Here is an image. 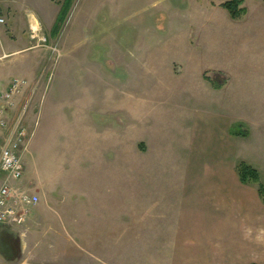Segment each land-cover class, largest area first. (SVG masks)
<instances>
[{"label": "rangeland", "instance_id": "1", "mask_svg": "<svg viewBox=\"0 0 264 264\" xmlns=\"http://www.w3.org/2000/svg\"><path fill=\"white\" fill-rule=\"evenodd\" d=\"M64 1L0 0V16L6 20L0 33L1 46L10 42L19 49L25 44L30 48L0 62V88L14 79L29 77L22 107L15 116L26 108L28 145L23 153L25 175L19 186L40 198L31 217L32 227L27 225L30 219L16 229L27 240L33 232L36 238L29 246L40 244V250H48L59 264H79L80 249L96 253L103 264H174L186 251L199 253L198 249L190 250L197 241L175 242L169 236L179 205L189 208L183 216V228L189 232L197 227L191 205H222L223 201L236 207L247 205L242 216L264 219V203L255 185L241 187L239 192L236 184H230L226 188L230 192L225 194L202 192V186L214 188L217 171L205 154L200 157L203 146L194 145L190 120L182 133L176 130L181 108L187 117L190 110L206 109L205 102L191 94L197 71L189 62L191 50L181 46L191 34L193 22L201 28L212 19L207 12L199 15L198 8L206 10L208 0H199L197 5L189 2L184 7L175 1L179 12L171 10L167 0H73L61 17L60 31L54 32ZM257 5L250 0L246 7L257 12ZM46 13L52 16L48 27L38 21V30L27 29V19L36 14L46 18ZM9 27L14 28L12 33ZM164 28L167 31L162 34ZM156 32L166 38L156 37ZM215 33V45L199 49L198 54L209 66L224 69L236 81L239 50L228 45L219 30ZM174 63L186 65L183 80L175 78L171 69ZM212 78L216 84H223L218 74ZM115 117L125 126L120 127V134H126L128 125L134 133L132 146L120 143V153L133 155L132 200L129 205L126 200L118 205L117 242L80 241V233L91 228L88 217H94L95 212L78 205L77 196L73 199L71 195L64 203L48 205L45 180L48 175H59L61 181L69 179L74 185L79 151L94 142L99 128L114 123ZM165 119H175L176 125L162 129ZM3 137L4 132L0 133V151ZM155 139H160V145ZM256 149L262 152L261 147ZM225 165L230 166L231 176L233 164ZM119 167L124 174L126 161H120ZM37 174L44 183L37 180ZM208 178H213L211 183ZM123 179L120 188L126 190ZM3 180L0 172V187Z\"/></svg>", "mask_w": 264, "mask_h": 264}, {"label": "crops", "instance_id": "2", "mask_svg": "<svg viewBox=\"0 0 264 264\" xmlns=\"http://www.w3.org/2000/svg\"><path fill=\"white\" fill-rule=\"evenodd\" d=\"M175 1L184 7L188 6L189 2L197 5L199 0L166 1L171 10L179 12L180 9H175L177 6L174 4ZM249 1L246 0L244 4L246 15L239 20H233L229 13H226L227 11L221 7L223 1L208 0L206 10L198 8L201 12L199 15L207 12L212 19L203 23L201 28L195 26L196 23L193 22L189 27L191 34L186 38L185 45L181 46L183 49L191 50L189 62L194 63L197 71L195 72L196 87L191 94L200 97L205 102L206 109L190 110L189 117H187L186 112L181 108L178 111L176 130H180L182 133L186 129V122L190 120L192 141L194 139V145L203 146L204 153L199 151L200 157L205 154L206 161L212 162L215 171H217V174L214 175V188H211L210 185L202 186V192L225 194L230 192V189L226 190L230 184H236V189L239 192L241 187H251L244 185L239 178L237 166L241 162L254 168L264 184V0H252L258 3L259 10L257 12L247 9ZM193 7L196 6L193 5ZM194 15L196 17L198 14L194 13ZM50 18L52 16L48 13H46V18L36 14L33 18L27 19L26 27L27 29L31 27L33 30L36 28L35 23H39L38 21H42L48 27ZM197 28L200 30L198 31ZM8 29L11 33L14 30L13 27ZM215 30H219L220 37H226L228 45L239 50L237 56L241 59L235 64L238 70L236 81H233L224 69L209 66L204 57H200L198 54L199 49L211 48L215 45ZM166 31L167 29L164 28L161 33L164 34ZM162 34L159 36V33L156 32V37L166 38ZM4 38L6 39V37ZM1 47L0 62L22 51L30 50L28 44H25L23 49H19L10 42ZM171 69L177 80H183L186 77L185 64L174 63ZM215 74L223 77V84H216L212 78ZM25 79L28 80L29 77ZM258 81L263 83L258 85ZM7 83L8 85H3L0 88V99L7 91L11 81ZM1 85L2 83H0V87ZM22 100L20 98L16 106L8 111L10 122L19 113ZM0 106L3 107V104L0 103ZM110 118L112 119V116ZM166 119L162 124V129L166 130L176 125L175 119L173 122L166 121ZM120 127L125 126L119 125L118 118L115 117L114 123L110 122V124L102 125L99 128L100 132L96 135L94 142L91 141L79 151L77 160L79 172L74 185L69 179L64 178L61 181L59 175L46 177L48 205L64 203L67 195H71L73 199H75L74 196H77L78 205H84L95 212L94 217H88L87 220L90 221L88 226L91 225V228L88 232L80 233V241H118V230L115 228L118 225V205L120 202L123 205L125 200L128 205L129 201L131 202L132 195L129 187L134 177V171L131 169L133 155L129 152L120 153V143L123 146L125 144L132 146L135 139L134 133H130L129 125L126 126V134H120ZM238 127H240L239 133L235 134L234 129ZM155 140H158L160 145V139ZM152 142L146 143L151 144ZM257 147H261V153H258ZM194 155L199 157L196 156V153ZM120 161H126L127 168L124 174L123 172L120 174ZM229 162L233 164L231 176L229 174L230 166L225 165ZM42 178H37L41 184L44 183ZM123 178H126V190L123 187L120 188V179L123 182ZM212 180L213 178H208L209 183ZM72 187L74 189L77 187V190L74 191ZM199 192L198 189L197 193ZM257 194L259 196L258 190ZM185 206L179 205L180 211L174 218L173 231L169 236H172V241L175 242L197 241L193 243L195 245L193 248L191 246L190 250L198 249L199 253L195 255L194 252L186 251L182 257H176L174 264H264V219L242 216L241 212L247 208V205L236 207V205H225V201L222 202V205H191L192 216L197 224L196 231L193 232L185 231L183 228L186 222L183 216L189 209ZM33 222L31 219L27 225L32 227ZM83 233L85 238L82 237ZM103 235L107 238H103ZM33 237L36 238L31 232L30 238L24 239L20 230L0 225V264H59L52 255L48 254V250L45 252L40 250V244L29 246L34 242ZM165 239L167 240V238ZM95 254L80 249L79 264H103Z\"/></svg>", "mask_w": 264, "mask_h": 264}, {"label": "built area", "instance_id": "3", "mask_svg": "<svg viewBox=\"0 0 264 264\" xmlns=\"http://www.w3.org/2000/svg\"><path fill=\"white\" fill-rule=\"evenodd\" d=\"M5 25L6 20L0 16V33ZM28 86V80L14 79L0 99L3 104L0 106V133L4 132L0 151V172L4 176L0 187V225L13 229L24 226L40 203L36 194L19 186L25 175L23 153L28 145V130L24 124L26 108L13 121L8 119V111L16 106Z\"/></svg>", "mask_w": 264, "mask_h": 264}, {"label": "trees", "instance_id": "4", "mask_svg": "<svg viewBox=\"0 0 264 264\" xmlns=\"http://www.w3.org/2000/svg\"><path fill=\"white\" fill-rule=\"evenodd\" d=\"M72 2L73 0H65L62 3V10L60 12V17L54 27L55 30L53 29L54 32L60 31L59 22L61 21V17L64 11L68 8V6L72 5ZM245 2L246 0H231L229 2L223 3L221 7L225 9L226 11H228V13L230 14L233 20H239L247 13L246 9L244 8ZM239 128L240 127L234 129L235 134L239 133ZM237 172H238L241 182L244 185L257 186L259 196L262 202L264 203V184L261 181L259 173L254 168H252L250 165L244 162H241L238 164Z\"/></svg>", "mask_w": 264, "mask_h": 264}, {"label": "bare ground", "instance_id": "5", "mask_svg": "<svg viewBox=\"0 0 264 264\" xmlns=\"http://www.w3.org/2000/svg\"><path fill=\"white\" fill-rule=\"evenodd\" d=\"M32 17H33V16H32ZM34 22H35V20H34ZM35 24H36V23H35ZM31 25H32V24H31ZM32 26H33V25H32ZM38 29H39V28L36 27L34 30H38ZM35 32H36V31H35Z\"/></svg>", "mask_w": 264, "mask_h": 264}]
</instances>
